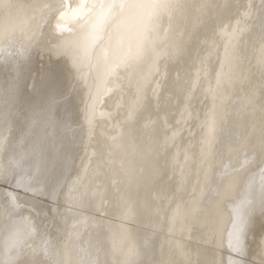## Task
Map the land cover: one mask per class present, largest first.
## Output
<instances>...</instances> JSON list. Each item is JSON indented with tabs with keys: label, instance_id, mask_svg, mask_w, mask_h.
Returning a JSON list of instances; mask_svg holds the SVG:
<instances>
[{
	"label": "snow or ice",
	"instance_id": "snow-or-ice-1",
	"mask_svg": "<svg viewBox=\"0 0 264 264\" xmlns=\"http://www.w3.org/2000/svg\"><path fill=\"white\" fill-rule=\"evenodd\" d=\"M0 264H264V0H0Z\"/></svg>",
	"mask_w": 264,
	"mask_h": 264
}]
</instances>
